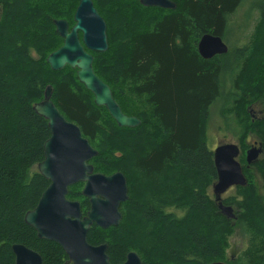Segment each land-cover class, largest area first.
Wrapping results in <instances>:
<instances>
[{"label": "trees", "instance_id": "trees-1", "mask_svg": "<svg viewBox=\"0 0 264 264\" xmlns=\"http://www.w3.org/2000/svg\"><path fill=\"white\" fill-rule=\"evenodd\" d=\"M8 1L0 0L6 15L0 22V264H15V244L37 252L43 264H70L58 244L39 239L24 221L50 184L39 174L37 165L44 159L43 147L51 132L48 122L33 110L48 86L53 88L52 101L60 113L77 125L97 150L98 156L90 161L95 173L111 176L120 172L127 180L129 200L120 209L121 224L107 230L93 225L88 243L107 244L111 264L124 263L134 250L143 264H160L156 257L161 254L178 264L218 262L219 249L212 240L215 236L200 228L215 227L216 232L228 233L231 220L221 215L212 196L190 186L188 177L197 182L217 181L213 151L203 139L210 108L221 97L226 76L234 79L236 90L250 79L262 82L261 88L253 87L263 96L264 64L259 70L252 69L256 48L254 52L247 46L236 48L205 60L197 46L206 34L224 40L245 0H171L175 10L146 8L137 0L95 1L107 26L108 50L89 52L94 57L93 69L110 87L122 112L139 119L140 126L135 129L120 128L105 107L95 105L93 94L79 82L77 70L66 66L53 71L47 63L49 55L63 45L54 22L65 20L71 29L80 0ZM251 3L264 27V0ZM27 45H37L35 59ZM243 100L250 104L253 99L244 95ZM262 112L254 121L259 129L264 128V109ZM263 134L261 130L264 147ZM143 138L150 142L146 151ZM110 140L127 148L133 141L138 152L132 162L124 157L116 164L112 150H106ZM131 168L153 189L166 173L183 174L188 187L182 189L176 183L171 189L184 193L188 206L134 199L138 185L125 172ZM254 169L264 182V158L252 166ZM247 170L246 166L245 174ZM251 188H240L246 190L247 198L238 203L245 208L252 200L259 208L255 213L247 207V213L238 217L251 241L241 258L230 264H264V206ZM82 189L83 184L71 187L67 198L80 202L86 215L90 203L82 196ZM170 208L181 210L184 217Z\"/></svg>", "mask_w": 264, "mask_h": 264}, {"label": "water", "instance_id": "water-1", "mask_svg": "<svg viewBox=\"0 0 264 264\" xmlns=\"http://www.w3.org/2000/svg\"><path fill=\"white\" fill-rule=\"evenodd\" d=\"M146 8L175 10L171 0H137ZM75 25L70 29L65 20L54 22L56 33L63 45L49 55L47 63L53 71L66 66L77 70V78L94 96L98 107H105L120 128H136L140 121L125 115L114 100L110 87L96 76L94 57L89 52L105 53L108 50L107 26L94 7L92 0H80L74 15ZM202 59L210 60L226 55L229 47L219 36L204 35L197 46ZM53 88L48 86L41 102L33 106L34 112L48 122L51 132L45 142L44 159L37 170L50 184L42 194L35 209L29 211L24 221L33 228L39 239L58 244L66 253L70 264H111L108 246H93L87 235L93 225L107 230L121 224V207L129 200L127 180L118 172L111 176L95 173L90 161L98 156L80 128L68 121L52 101ZM264 152L263 145L255 143L246 153L247 167L255 165ZM241 150L233 144L218 146L214 151L217 181L213 194L218 209L227 220H236L234 209L223 204L221 196L232 187H244L247 180L238 161ZM83 184L82 196L90 203L83 215L81 204L67 198L70 188ZM15 264H43L41 256L21 244L12 246ZM122 264H143L135 252H129ZM211 264H227L214 262Z\"/></svg>", "mask_w": 264, "mask_h": 264}, {"label": "rangeland", "instance_id": "rangeland-1", "mask_svg": "<svg viewBox=\"0 0 264 264\" xmlns=\"http://www.w3.org/2000/svg\"><path fill=\"white\" fill-rule=\"evenodd\" d=\"M95 1L97 0H92L94 5ZM14 3L15 0L8 1V4ZM251 4V0H245L242 6L236 11L232 18V22L226 34L224 42L229 47V50L247 46L254 52L256 48L255 53L257 55L253 61L254 63L252 65V69L259 70V68L264 64V54H260L261 49L264 48V27L260 21L257 10H254L251 7ZM4 18H6V15L3 13V6L0 5V22ZM11 35L12 37L14 36L13 33ZM27 47L30 49V54L34 57L33 59H35L37 57V52L35 51L37 45H27ZM1 57L2 56L0 55V59ZM261 83L250 79L249 84L245 82L244 85L242 83L240 89L236 90L234 79L231 76H226L223 79L221 97L211 106L209 118L205 123L203 130V139L207 141L208 148L211 151H214L218 146L224 144H233L239 147V149L241 150V154L238 158V161L241 164L243 171L244 169L246 170L247 166V151L251 149L253 145H255V143L262 144L260 131L262 130L264 132V128H260V130L256 125L257 122L254 123L255 120H258L263 116L262 111L264 109V95L261 96L262 92H258V90L255 89L256 86L258 88H261L263 86V84ZM246 85L250 86L247 87ZM244 95H247L250 99H253L250 104L243 100ZM257 97L258 99H255ZM240 101H243V103H241ZM106 129L107 133H109L108 126ZM142 140L143 150L146 151V149L150 147V142H148L146 138H143ZM110 142L112 144L108 143L106 150H112V153L116 156H113L112 160L116 164H119L118 162H121L122 158L124 157L132 162V157H134V155L138 152L135 148H133V141L129 142L128 144L129 147L131 146L130 148H127L126 145L124 146L121 143H114L112 140H110ZM135 143L138 144L137 141H135ZM263 158L264 152L260 155L258 163L259 161L261 162ZM248 169L250 171L247 170L246 174L244 171V175L247 180L246 186L232 187L221 196L223 204L232 207L236 215V220L231 221V228L229 232L221 234V232L217 231V234L215 227L214 229H211L213 227L207 226L200 228L202 232H205L208 235L211 234L210 236L212 237L215 236V238H213L212 240L215 242L216 246L219 249L220 262H232L239 256L241 258L244 252L249 248V242L251 241L249 239H251V237L249 234H246L244 232L243 225L239 224L238 222V217L239 214L247 213V207L249 212L253 210V212L255 213L259 211V208L255 206L252 200H249L248 203H246L245 208L239 207V202H246L247 196L245 194V191L252 186L256 192V196H259V199L263 204L262 206H264V182L261 178V174L258 169L252 170V167ZM125 172L128 174V176L130 175L135 184L138 185L137 189L142 188L143 190L141 193L136 189V193L134 191V193L132 194V197L134 199L142 203H144L148 199H151L155 202V204H159V202H168L169 204H179L182 206L187 204L188 206L187 196L184 193L176 192L175 190L177 189L173 191L171 189V187L176 183H178L182 189L188 187V179L184 181L185 178L183 174L177 176V174H173V171H170L163 177H161L157 181L156 185H153L155 187V189H153L149 184H146L144 183V181H142L140 174L133 170V168ZM188 178L190 180V186L196 187V189L200 192L204 191L206 195L212 196L215 200V196L213 194V185L216 182H197L191 175H189ZM192 182L194 184H191ZM240 188H245L246 190L241 191ZM249 194L250 192H248V195ZM215 204L217 206L216 201ZM237 205L239 208L237 207ZM122 209L123 208H121V210ZM170 209V212H175L178 217L182 218L185 215V213L181 210H176L173 208ZM134 251L138 252L137 250ZM163 257L164 254H161L159 257H156V261L160 262V264H178L174 260L166 259Z\"/></svg>", "mask_w": 264, "mask_h": 264}, {"label": "flooded vegetation", "instance_id": "flooded-vegetation-1", "mask_svg": "<svg viewBox=\"0 0 264 264\" xmlns=\"http://www.w3.org/2000/svg\"><path fill=\"white\" fill-rule=\"evenodd\" d=\"M234 261V260H233ZM218 262H220V261H218ZM223 263H227V264H230V262H223Z\"/></svg>", "mask_w": 264, "mask_h": 264}, {"label": "bare ground", "instance_id": "bare-ground-1", "mask_svg": "<svg viewBox=\"0 0 264 264\" xmlns=\"http://www.w3.org/2000/svg\"><path fill=\"white\" fill-rule=\"evenodd\" d=\"M139 120V119H138Z\"/></svg>", "mask_w": 264, "mask_h": 264}]
</instances>
